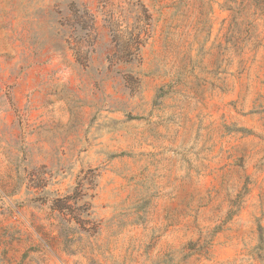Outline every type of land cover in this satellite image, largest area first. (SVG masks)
Returning <instances> with one entry per match:
<instances>
[{"label": "rangeland", "instance_id": "rangeland-1", "mask_svg": "<svg viewBox=\"0 0 264 264\" xmlns=\"http://www.w3.org/2000/svg\"><path fill=\"white\" fill-rule=\"evenodd\" d=\"M0 264H264V0H0Z\"/></svg>", "mask_w": 264, "mask_h": 264}, {"label": "trees", "instance_id": "trees-1", "mask_svg": "<svg viewBox=\"0 0 264 264\" xmlns=\"http://www.w3.org/2000/svg\"><path fill=\"white\" fill-rule=\"evenodd\" d=\"M64 202H66V201H64ZM50 210H56V208H52V207H50Z\"/></svg>", "mask_w": 264, "mask_h": 264}]
</instances>
